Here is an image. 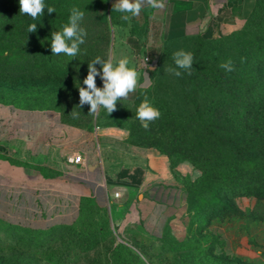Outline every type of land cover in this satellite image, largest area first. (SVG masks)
Returning a JSON list of instances; mask_svg holds the SVG:
<instances>
[{"label":"rangeland","instance_id":"obj_1","mask_svg":"<svg viewBox=\"0 0 264 264\" xmlns=\"http://www.w3.org/2000/svg\"><path fill=\"white\" fill-rule=\"evenodd\" d=\"M95 2L106 15L107 30L91 14L93 7L88 6ZM114 4V0H54L48 5L56 9V13H51L54 14L52 17L70 16L73 7L85 12L80 27L87 36L73 59L63 53L52 55V29L49 26L43 32L47 45L40 47L39 31H27L28 26L36 24L39 18L33 20L20 14L19 0H0V102L16 100L19 109L61 108L68 115V121L81 119L86 126H97L93 120L89 121V105L78 108L77 87H85L83 80L87 76L88 63L97 56L107 59L115 51L118 56L136 58V65L131 66L139 70L142 67L140 54L153 46L151 41L135 35L125 37L127 33L118 28L113 31L115 21L125 23L121 19L123 14L113 11ZM251 12L236 29L199 36L216 40L240 30L250 20ZM64 20L67 23L69 17ZM47 23L49 25L51 21L47 19ZM139 31L137 25L130 28L131 34ZM197 36H188L192 39L175 43L168 40L157 43L155 73L159 72L166 49L172 53L181 49L189 52ZM95 66L100 68L99 64ZM151 79L154 83V78ZM96 84L103 86L99 76ZM150 89H138L129 99L118 101L110 116L100 109L92 119L101 117L98 119L100 127H113L118 133L125 132L127 138V128L110 122L127 124L132 121L144 95L150 98ZM7 109L0 105V114ZM72 110L80 113L78 119L69 115ZM188 162L192 169L179 175L185 189L182 212L167 223L160 236L146 242V246L120 242V233L110 226L108 219L87 204L80 220L71 226L37 231L0 222V264H264V198L255 194L254 189L262 184L264 175L258 172L252 178L243 176L237 186L223 187L217 198L207 190L209 180L200 179L201 171Z\"/></svg>","mask_w":264,"mask_h":264},{"label":"crops","instance_id":"obj_2","mask_svg":"<svg viewBox=\"0 0 264 264\" xmlns=\"http://www.w3.org/2000/svg\"><path fill=\"white\" fill-rule=\"evenodd\" d=\"M255 2L166 0L165 9L146 6L139 17L123 24L115 21V26L127 33L125 37L135 35L153 43L148 54L155 67L157 43L229 32L244 21ZM132 25L140 31L131 34ZM153 68H145L149 77ZM0 105L8 107L0 114V222L37 231L71 226L91 202L120 233V242L146 246L181 214L185 189L179 175L192 169L188 161L172 167L165 153L127 142L125 132L70 125L56 110ZM77 154L82 162L71 163L69 158ZM115 191L118 197L113 196Z\"/></svg>","mask_w":264,"mask_h":264},{"label":"trees","instance_id":"obj_3","mask_svg":"<svg viewBox=\"0 0 264 264\" xmlns=\"http://www.w3.org/2000/svg\"><path fill=\"white\" fill-rule=\"evenodd\" d=\"M53 1L44 3L48 6ZM90 6L95 20L107 30L103 9L96 2L89 3ZM52 15L45 8L36 22L40 47L47 45L43 34L49 29L47 26L55 32L62 31L68 23L64 19L69 16ZM248 18L245 27L220 39L195 37L189 50L194 56L191 75L181 69H176L182 72L180 77L166 71L176 66L172 51H164L159 72L155 73L156 66L149 69L154 78L149 100L161 115L148 129L136 117L127 124L110 122L128 129L127 142L165 153L172 167L183 160L192 162L201 171L200 179L209 180L207 190L217 198L223 187L237 186L243 176L252 178L258 172L264 175V0H256ZM47 19L51 24H46ZM188 39L192 37L168 41ZM229 59L234 67L230 73L219 67ZM5 103L18 107L16 100ZM54 110L65 123L86 126L81 119L68 121L61 108ZM99 118L92 119L91 115L89 121L100 126ZM261 182L254 189L255 194L264 198V178Z\"/></svg>","mask_w":264,"mask_h":264},{"label":"clouds","instance_id":"obj_4","mask_svg":"<svg viewBox=\"0 0 264 264\" xmlns=\"http://www.w3.org/2000/svg\"><path fill=\"white\" fill-rule=\"evenodd\" d=\"M19 13L26 14L33 20L41 17L45 8L49 14L55 12L52 6H46L44 0H19ZM148 7L155 11L165 9L166 0H117L113 5V11L122 13L121 19L130 21L132 17H139L144 7ZM85 12L79 8L73 7L69 16L68 23L63 26L62 31H55L51 34V52L52 55L65 54L68 57L75 58L80 51V45L85 43L87 32L80 27ZM155 19V16H152ZM130 27V23H129ZM28 33L37 31V24L32 23L27 28ZM113 31H117V26H113ZM173 60L176 68H168L166 71L171 72L177 77L182 75L181 69L192 74V65L194 56L191 52L183 49L173 53ZM100 65L98 70L95 66ZM127 55L118 56L115 51L107 59L97 56L88 63L87 76L83 80L85 87H77L79 91V107L85 104L90 106L88 115H98L100 109H104L108 116L116 110L118 101L129 99L131 94L136 93L138 89L147 90L152 87L153 81L145 71L147 67L146 58L144 70L142 73L133 65ZM226 72L234 71L231 59L219 65ZM100 76L103 86L97 87L96 78ZM73 119H78L80 113L72 110L69 114ZM136 119L141 123L144 129H148L151 122L160 118V111L155 107L147 95L139 103L136 108Z\"/></svg>","mask_w":264,"mask_h":264},{"label":"built area","instance_id":"obj_5","mask_svg":"<svg viewBox=\"0 0 264 264\" xmlns=\"http://www.w3.org/2000/svg\"><path fill=\"white\" fill-rule=\"evenodd\" d=\"M145 58H146V64H147V66L151 65V67L153 68L154 67L153 66L154 64H151L152 62H151L150 56L148 54V51L144 49L142 51V53L140 54V62H141V64L143 66L145 64ZM69 161L71 163H74V164H79V163L82 162V156H81V154L74 155V156H72V157L69 158ZM118 195H119V192L118 191L113 192V196L114 197H118Z\"/></svg>","mask_w":264,"mask_h":264}]
</instances>
